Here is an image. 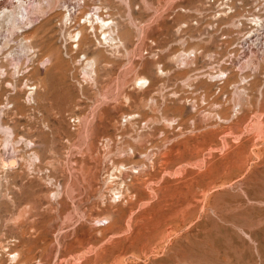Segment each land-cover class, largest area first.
<instances>
[{
  "label": "rangeland",
  "instance_id": "obj_1",
  "mask_svg": "<svg viewBox=\"0 0 264 264\" xmlns=\"http://www.w3.org/2000/svg\"><path fill=\"white\" fill-rule=\"evenodd\" d=\"M0 264H264V0L3 2Z\"/></svg>",
  "mask_w": 264,
  "mask_h": 264
},
{
  "label": "built area",
  "instance_id": "obj_2",
  "mask_svg": "<svg viewBox=\"0 0 264 264\" xmlns=\"http://www.w3.org/2000/svg\"><path fill=\"white\" fill-rule=\"evenodd\" d=\"M8 1V0H0V6H2V3ZM17 0H12V2L16 3Z\"/></svg>",
  "mask_w": 264,
  "mask_h": 264
},
{
  "label": "bare ground",
  "instance_id": "obj_3",
  "mask_svg": "<svg viewBox=\"0 0 264 264\" xmlns=\"http://www.w3.org/2000/svg\"><path fill=\"white\" fill-rule=\"evenodd\" d=\"M3 161H4V160H3ZM5 162H6V161H5ZM8 165H9V166H12V165H13V162H12V161H9V162H8Z\"/></svg>",
  "mask_w": 264,
  "mask_h": 264
}]
</instances>
